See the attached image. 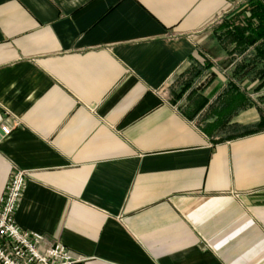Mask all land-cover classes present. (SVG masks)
Masks as SVG:
<instances>
[{
	"label": "crops",
	"instance_id": "obj_1",
	"mask_svg": "<svg viewBox=\"0 0 264 264\" xmlns=\"http://www.w3.org/2000/svg\"><path fill=\"white\" fill-rule=\"evenodd\" d=\"M248 1L0 0V198L28 172L15 222L41 251L264 264V130L240 136L264 77L234 74L254 48L223 27Z\"/></svg>",
	"mask_w": 264,
	"mask_h": 264
},
{
	"label": "built area",
	"instance_id": "obj_2",
	"mask_svg": "<svg viewBox=\"0 0 264 264\" xmlns=\"http://www.w3.org/2000/svg\"><path fill=\"white\" fill-rule=\"evenodd\" d=\"M4 136L10 129H2ZM28 179V172L14 169L0 198V264H81L61 243H53L43 251L44 237L22 231L15 215L20 206Z\"/></svg>",
	"mask_w": 264,
	"mask_h": 264
},
{
	"label": "trees",
	"instance_id": "obj_3",
	"mask_svg": "<svg viewBox=\"0 0 264 264\" xmlns=\"http://www.w3.org/2000/svg\"><path fill=\"white\" fill-rule=\"evenodd\" d=\"M246 22L239 23L241 16L245 15ZM238 20V23H237ZM227 30L224 37L230 44V51L228 54L244 55L250 48H254L250 59L244 57L243 61L248 59V64L240 68L235 69L234 74L239 75L241 72H249L255 70L256 76L264 77V67H257L258 64H264V7L258 1L250 0L238 13L232 15L226 24H223ZM251 60V61H250ZM253 65V67H252ZM198 75V74H197ZM195 75V76H197ZM191 86L188 82L182 89L185 91ZM231 86V85H230ZM264 87V83L261 84L256 90H260ZM264 130V115L258 125L251 130H241L240 136L244 134L259 132Z\"/></svg>",
	"mask_w": 264,
	"mask_h": 264
},
{
	"label": "rangeland",
	"instance_id": "obj_4",
	"mask_svg": "<svg viewBox=\"0 0 264 264\" xmlns=\"http://www.w3.org/2000/svg\"><path fill=\"white\" fill-rule=\"evenodd\" d=\"M244 8V7H243ZM242 9V8H241ZM240 9V10H241ZM238 12H239V10H238ZM245 17H246V14L245 15H243V16H241V18H240V21H239V23H241V24H243L244 25V23L246 22V20H245ZM237 23H238V20H237ZM189 78L188 77H186V79L183 77V78H181V79H179L177 82H175L174 83V86L176 87V90L177 91H182V89L184 88V86H185V84L186 83H188L189 82ZM197 87L199 86V85H201V84H195ZM260 86V85H259ZM258 86V87H259ZM257 87V88H258ZM256 88V89H257ZM254 90V92L256 93V94H258L257 96H258V98H257V103L258 104H260L261 105V107H260V112L262 113V117H263V115H264V101H261V100H264V90H263V88L262 89H260V90ZM261 94H262V96H261Z\"/></svg>",
	"mask_w": 264,
	"mask_h": 264
},
{
	"label": "water",
	"instance_id": "obj_5",
	"mask_svg": "<svg viewBox=\"0 0 264 264\" xmlns=\"http://www.w3.org/2000/svg\"><path fill=\"white\" fill-rule=\"evenodd\" d=\"M4 134H5V133H3L2 130H0V140H1V138L4 136Z\"/></svg>",
	"mask_w": 264,
	"mask_h": 264
}]
</instances>
